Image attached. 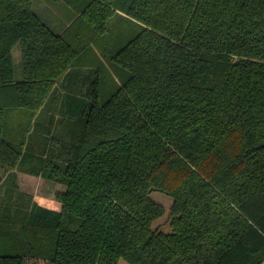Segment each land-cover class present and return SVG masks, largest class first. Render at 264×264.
Instances as JSON below:
<instances>
[{
	"label": "trees",
	"instance_id": "trees-1",
	"mask_svg": "<svg viewBox=\"0 0 264 264\" xmlns=\"http://www.w3.org/2000/svg\"><path fill=\"white\" fill-rule=\"evenodd\" d=\"M53 1L0 0V264H263L264 0Z\"/></svg>",
	"mask_w": 264,
	"mask_h": 264
},
{
	"label": "rangeland",
	"instance_id": "rangeland-1",
	"mask_svg": "<svg viewBox=\"0 0 264 264\" xmlns=\"http://www.w3.org/2000/svg\"><path fill=\"white\" fill-rule=\"evenodd\" d=\"M38 3L35 5V9L42 13L43 11H45V5H47V3H50L49 1L53 2V0H37ZM60 5L58 6H49L51 8V12L52 14H46V19L47 21L50 23L52 17H56L57 13L59 12L62 16L66 17V13L64 15V8L63 6H61L60 8H58ZM43 14V13H42ZM60 16L61 21L60 22H66V20L64 19V17ZM132 28H135L134 25H132ZM13 57L15 62H18L20 59V54H19V47L18 45L15 46V48L13 49ZM18 173V172H17ZM24 176H29L28 177V181H23L21 186H22V190L29 192L31 194H35L38 195L41 199V202L45 205H53L55 202V193L58 191H63L65 189V186L51 181V180H46L40 176H36V175H32L29 173L23 174ZM18 176V174H17ZM31 177V178H30ZM118 264H128L127 261L124 258H119L118 260ZM264 264V263H263Z\"/></svg>",
	"mask_w": 264,
	"mask_h": 264
},
{
	"label": "crops",
	"instance_id": "crops-1",
	"mask_svg": "<svg viewBox=\"0 0 264 264\" xmlns=\"http://www.w3.org/2000/svg\"><path fill=\"white\" fill-rule=\"evenodd\" d=\"M36 1V4L38 3V1L37 0H35ZM49 1V0H48ZM50 3H47V5H45V11H43L44 13H46L47 15L48 14H52L51 12H54V11H51V8L49 7V6H58V5H60L58 8H60L61 6H64L62 3H60V2H56V1H53V2H51V1H49ZM64 13V12H63ZM64 15H65V13H64ZM60 16H62L59 12L57 13V15H56V17H52V19L50 20L51 22H50V24L55 28V29H60L64 24L63 23H65V22H60L61 21V19H60ZM62 17H64V19H66V17L65 16H62ZM18 174V183H19V187L22 189V186H21V184H22V182L23 181H28V177L29 176H24L23 174H26V173H24V172H18L17 173ZM31 178V177H30Z\"/></svg>",
	"mask_w": 264,
	"mask_h": 264
}]
</instances>
